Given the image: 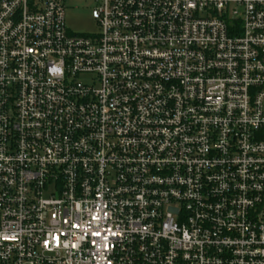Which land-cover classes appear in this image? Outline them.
<instances>
[{
	"label": "built area",
	"instance_id": "2783aa9c",
	"mask_svg": "<svg viewBox=\"0 0 264 264\" xmlns=\"http://www.w3.org/2000/svg\"><path fill=\"white\" fill-rule=\"evenodd\" d=\"M0 0V264H264V0Z\"/></svg>",
	"mask_w": 264,
	"mask_h": 264
},
{
	"label": "rangeland",
	"instance_id": "374dc122",
	"mask_svg": "<svg viewBox=\"0 0 264 264\" xmlns=\"http://www.w3.org/2000/svg\"><path fill=\"white\" fill-rule=\"evenodd\" d=\"M93 0H68L65 22L71 34H95L100 31L98 22L92 18Z\"/></svg>",
	"mask_w": 264,
	"mask_h": 264
}]
</instances>
